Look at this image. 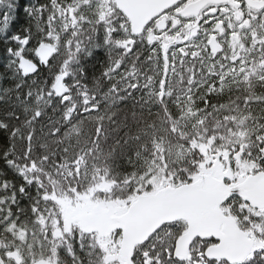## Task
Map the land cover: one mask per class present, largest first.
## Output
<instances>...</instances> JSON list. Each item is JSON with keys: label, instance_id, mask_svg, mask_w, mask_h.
Instances as JSON below:
<instances>
[{"label": "snow or ice", "instance_id": "obj_1", "mask_svg": "<svg viewBox=\"0 0 264 264\" xmlns=\"http://www.w3.org/2000/svg\"><path fill=\"white\" fill-rule=\"evenodd\" d=\"M186 2L140 18L121 0H0V80L15 82L0 101L16 92L0 116V264H264V0H209L182 30L193 18L171 13ZM184 57L200 69L170 87L185 84ZM129 102L164 113L169 138L151 123L105 152ZM48 109L55 151L34 139ZM225 159V191L201 220L208 170ZM103 205L119 217L98 220Z\"/></svg>", "mask_w": 264, "mask_h": 264}, {"label": "trees", "instance_id": "obj_2", "mask_svg": "<svg viewBox=\"0 0 264 264\" xmlns=\"http://www.w3.org/2000/svg\"><path fill=\"white\" fill-rule=\"evenodd\" d=\"M21 23H24L22 14H21V19L18 20L17 24L14 25L13 27L15 28ZM25 23L31 25V24H33V21L26 20ZM87 35H90V33L85 31V34L81 39L87 40L86 39ZM63 36L64 35H62V37ZM5 47H6L5 44L0 43V61H3L5 59V55H4ZM145 54H146V51H145ZM141 59H143V57H141ZM99 67H100L99 61L92 62L89 64V74H90L89 80L91 79V73L92 72H96L97 74L99 73ZM143 67H144L145 71H148L149 74H152L149 65H144ZM0 72H3V69H0ZM186 76L187 75L184 76V78H183L184 80H186ZM174 82L176 84H178L176 77H174ZM14 83H15L14 81L9 80L7 78H5L4 80H0V89L13 87ZM178 85L180 86V84H178ZM37 86L38 85H33L30 82L28 84H25V87H32L33 89H35ZM15 103H16V92L13 90L8 96H5L4 101H0V116H3L6 111H8L13 105H15ZM129 105H130L129 107L125 108L124 111L119 114V119H120L121 123H125L124 116L128 115V119L126 121L127 127L122 128L121 132L112 131L109 133V140H108L107 144H105L103 146L105 149V152H107L109 150L108 145L112 144L118 136L123 135L125 132H130V133L134 134L136 132L137 128L150 127L151 123H155L157 125L158 130L163 132L165 138H169V134L164 131V124L166 122L164 113H157V112L153 111L152 114L149 115V113L147 111V106H145V110L143 111V113H141V108L139 106L132 108L131 102H129ZM15 111L19 113V112H21V109L19 107H17L15 109ZM132 111H135L137 114L135 119H133L131 116ZM47 112H48V114L44 118V130L41 131V125L40 124L35 125L37 134H36V137L34 139L36 140L37 144H41V143H45V142L50 143V137L47 135V132H48V128L51 127L52 125L49 123V120L57 121V119H58L56 112L51 111V109H48ZM11 123L16 124L15 121H12ZM16 126L19 127L21 129V131H23V132L27 131V125H25L23 123L16 124ZM20 134L21 133L18 132L17 137H19ZM171 138L175 139V137H171ZM15 143L17 146V150H19L20 145L23 143V141H21L19 138H17ZM56 147H57L56 145H53L50 143V148L52 151H55ZM112 162H113V164H120V165L124 166V161L119 155ZM175 163H176L177 167H179L180 164L182 163V159L176 160ZM0 167H2V164H0ZM0 239L5 241V242H10L9 239L6 238L5 236H3L2 234H0Z\"/></svg>", "mask_w": 264, "mask_h": 264}, {"label": "water", "instance_id": "obj_3", "mask_svg": "<svg viewBox=\"0 0 264 264\" xmlns=\"http://www.w3.org/2000/svg\"><path fill=\"white\" fill-rule=\"evenodd\" d=\"M209 0H203L199 2L197 6L196 13H198ZM121 3L125 6L126 10L133 11L138 17L145 18L149 15H155L161 12L165 8H170L177 3V0H121ZM195 6V7H196ZM192 7L188 8L182 14L190 15L192 14ZM163 25V24H162ZM213 175V174H212ZM215 180L213 183L209 184L199 196L195 207L199 209V218L205 220L207 216V204L210 199H214L216 195L220 192L225 191L226 186L223 185L221 181L218 180V176H214ZM191 227V224H190Z\"/></svg>", "mask_w": 264, "mask_h": 264}, {"label": "rangeland", "instance_id": "obj_4", "mask_svg": "<svg viewBox=\"0 0 264 264\" xmlns=\"http://www.w3.org/2000/svg\"><path fill=\"white\" fill-rule=\"evenodd\" d=\"M196 23H193V22H187L186 24H183V27H182V30H187L189 28L191 29H195V25ZM57 27L60 26V21H57ZM85 31H87V25H85ZM59 35L62 37V35H64V32L61 31L59 33ZM64 38V36L62 37V39ZM68 38L69 39H72L71 37V34L69 33L68 34ZM82 38V37H81ZM164 38L166 41H170L171 40V37L168 36V33H164ZM187 51L191 52L192 49L188 48L186 49ZM63 51V49H62ZM178 57H179V54H177ZM184 60L185 62H188L190 59L188 57H184ZM177 66H179V64H177ZM178 71V68H176V72ZM170 76H171V72H170ZM174 77L175 76H172L171 77V80H170V87H174V88H184V87H187V81L185 82L184 85H178L174 82ZM191 78V77H190ZM189 78V79H190ZM188 80V79H187ZM227 160L225 159L224 163H219V162H214V165H213V168L215 169V171H213L212 169H209L208 171H213L212 174H218L219 175V179L223 180V176L224 174H226L228 172V169L226 167L227 165ZM93 215H95V217L100 220V221H105V220H113V218L115 216H119L120 215V212H121V209L119 206H116V205H103V206H99V207H94L91 209ZM29 243H35V241L33 240L32 237H29ZM10 242H5L3 240L0 239V245H8ZM22 250H23V247H22Z\"/></svg>", "mask_w": 264, "mask_h": 264}, {"label": "flooded vegetation", "instance_id": "obj_5", "mask_svg": "<svg viewBox=\"0 0 264 264\" xmlns=\"http://www.w3.org/2000/svg\"><path fill=\"white\" fill-rule=\"evenodd\" d=\"M198 1H200V0H187V2L186 3H184V4H181V6L179 7V8H176L175 9V12H172L171 13V16L172 17H181L180 15V12H182L183 10H185V9H187L188 7L190 8V6H192L193 4H195L196 2H198ZM198 8H197V6L195 7V9L193 10V12H192V14H190V15H192L191 16V18H193V19H189L187 22H193V23H196V21H198V19H199V16L197 15V13H196V10H197ZM203 10V8L201 9V11ZM200 11V12H201ZM199 13V12H198ZM169 18V16L168 15H162V16H160V18H159V20H158V24L160 25V20H164V21H166L167 19ZM190 18V17H189ZM163 22V21H162ZM164 24V23H163ZM193 26H195L196 27V24L195 25H193ZM161 27V26H160ZM165 33H167V32H165ZM177 68H178V71H177V75H179V74H183V78H184V76L185 75H187L186 77H191L192 78V75H193V72L192 71H190V69H193L194 68V70H196V71H198L199 69H200V65H199V63L198 62H195V61H192V60H189L188 62H186L185 63V66L184 67H181L180 65L179 66H177Z\"/></svg>", "mask_w": 264, "mask_h": 264}]
</instances>
